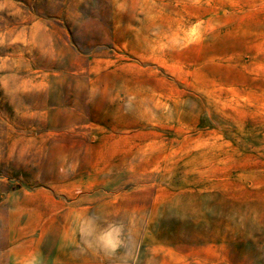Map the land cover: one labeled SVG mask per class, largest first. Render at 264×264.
<instances>
[{"label": "rangeland", "instance_id": "374dc122", "mask_svg": "<svg viewBox=\"0 0 264 264\" xmlns=\"http://www.w3.org/2000/svg\"><path fill=\"white\" fill-rule=\"evenodd\" d=\"M68 191L96 254L264 264V0H0V264Z\"/></svg>", "mask_w": 264, "mask_h": 264}, {"label": "crops", "instance_id": "0c3cea01", "mask_svg": "<svg viewBox=\"0 0 264 264\" xmlns=\"http://www.w3.org/2000/svg\"><path fill=\"white\" fill-rule=\"evenodd\" d=\"M44 194V199L28 207L37 219L24 224L21 239L10 242L6 264H130L112 250L92 252V237H80L83 225L92 222L88 200L79 202L72 191L60 197ZM80 213L86 215L85 222ZM137 258L131 264H138Z\"/></svg>", "mask_w": 264, "mask_h": 264}]
</instances>
